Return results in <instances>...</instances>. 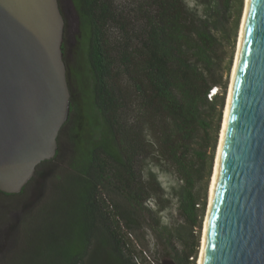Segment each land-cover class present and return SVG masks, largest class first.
I'll return each mask as SVG.
<instances>
[{
    "label": "trees",
    "instance_id": "trees-1",
    "mask_svg": "<svg viewBox=\"0 0 264 264\" xmlns=\"http://www.w3.org/2000/svg\"><path fill=\"white\" fill-rule=\"evenodd\" d=\"M199 1L204 15L185 0H142L137 31L110 0H73L86 34L77 82L88 101L61 129L56 157L20 194L33 182V196L42 193L74 122L70 171L50 186L42 209L0 234V264H142L132 233L145 219L165 247L161 264H196L243 8V0L236 14L237 0ZM163 167L174 176L169 186ZM163 213L178 222H164ZM30 225L34 233L23 234Z\"/></svg>",
    "mask_w": 264,
    "mask_h": 264
},
{
    "label": "water",
    "instance_id": "water-1",
    "mask_svg": "<svg viewBox=\"0 0 264 264\" xmlns=\"http://www.w3.org/2000/svg\"><path fill=\"white\" fill-rule=\"evenodd\" d=\"M59 0H0V191L56 157L71 115ZM204 264H264V0H252Z\"/></svg>",
    "mask_w": 264,
    "mask_h": 264
},
{
    "label": "rangeland",
    "instance_id": "rangeland-1",
    "mask_svg": "<svg viewBox=\"0 0 264 264\" xmlns=\"http://www.w3.org/2000/svg\"><path fill=\"white\" fill-rule=\"evenodd\" d=\"M110 1L114 5L115 10L120 15H122L127 20H129V22L135 28V30L139 31L142 28L143 22H142L141 16L137 12L139 10V6L142 0H110ZM244 1L245 0H243V8H244ZM60 2H61L62 12L65 18V37H64L65 55L64 57L66 59L65 61L70 66V70L73 73V75L72 74L69 75L71 89L74 93L73 103H72V112L70 115L71 119L73 120V118L76 116L75 111H77L78 113L80 108H83V106L88 101V98H86V95L84 94V92L81 91L80 89L81 87L78 85L79 83L77 82V80L79 81V77L81 73L79 68L83 69L82 67L83 54L82 53L86 45V34L84 30V27H85L84 23L82 22L75 8L73 0H60ZM185 2L190 8L196 9L199 11V14L204 15V6L201 1L185 0ZM238 2L239 1L237 0L234 4V7H235L234 14H236L237 9L239 7ZM243 8H242V14H243ZM242 14H241V18H242ZM240 22H241V19H240ZM239 27H240V24H239ZM120 34L121 32L118 29V27L111 24L109 27L110 39L111 40L114 38L117 39L120 36ZM238 35H239V30H238ZM237 42H238V36H237L236 46L234 49L231 69H232V65L234 62L235 53L237 50ZM227 51H229V49ZM230 78H231V70H230V74L228 75V88H229ZM212 92L214 93V91ZM220 92H221V89H220ZM227 94H228V89H227L226 96H225V102H226ZM78 115L76 117L77 119H79ZM223 115H224V109L222 113V120H223ZM73 125H74V122L72 123L69 122L66 125V128L64 129V131L62 132V140H63L64 147L66 148V150L68 149L67 154L65 157L58 159L57 161H55L54 163H52L50 166L47 167V170L48 169L50 170L51 168L52 170L51 172L49 171L50 172V177H48L49 179H47L46 182H43L44 189L42 190L41 194L39 193L38 196H33L34 191H35V186H36L35 182L31 183L27 187L26 191H24V193L22 194L19 193V194H16L15 196H5V195L0 194V234H7V230L10 228L11 224H14V222L17 220V216H20V218L23 219L25 218L26 215H28L29 217L30 214H35L37 213L38 210L42 209L45 201L47 200L49 196V192L51 189L50 186L53 184V182H57L58 177H62L64 176V174L70 171V161L72 157V152H73L72 149L74 148V143H72V141L70 140L69 133ZM221 125H222V121H221L220 127ZM219 134H220V130L218 133L217 140H219ZM214 161H215V158H214ZM212 173H213V170H212ZM160 174H161L162 182L166 186H169L171 178H174V176L170 174V171L166 167H163V169H160ZM209 183H210V180H209ZM208 189H209V185H208ZM167 193H168V197L166 196L165 198L171 201L170 208L172 210L171 209L170 210L173 211L174 218L178 219V216L176 214L177 200L171 196L169 191ZM150 206L153 207V204L150 203ZM207 207H208V190H207ZM206 212H207V208H206ZM168 215L169 214H166V213L161 214L164 222L172 223L173 220H171ZM205 217H206V213L204 214V217L202 220V227L200 230V246L198 250V256L196 258V264H197L200 249H201V236H202ZM177 222L178 220L173 222L172 224H175ZM148 224H149L148 220L146 219L143 220L141 227L138 229H135L134 232L132 233L133 234L132 239L134 240L136 244V255L138 256V258H141L143 260L142 264H158L159 262L161 264L164 259L163 257L165 254V251H164L165 247L163 246L162 241L149 229ZM18 229H19V226H18ZM17 231L14 230L13 233L11 234H16ZM22 233L23 234H33L34 230L32 226L30 225V227H28L26 231L25 232L23 231ZM175 245L177 246V248L181 247L178 241H175Z\"/></svg>",
    "mask_w": 264,
    "mask_h": 264
},
{
    "label": "bare ground",
    "instance_id": "bare-ground-1",
    "mask_svg": "<svg viewBox=\"0 0 264 264\" xmlns=\"http://www.w3.org/2000/svg\"><path fill=\"white\" fill-rule=\"evenodd\" d=\"M251 2L252 0L244 1L243 14H242L241 22H240V27H239L237 50L235 53V58H234V62H233L232 69H231V78H230V83H229V88H228V94L226 98L224 115H223V120H222V125H221V130H220V135H219V140H218V145H217V150H216V155H215L213 173H212L210 185H209L208 207H207L206 217H205V221L203 225V231H202V236H201V249H200L197 264H204V261H205L210 218H211L212 211L215 205V200H216L217 186H218L219 175H220V170H221V163L223 159L225 139H226L227 129L229 125L230 112H231V107H232L233 97H234L235 82H236V78L238 74V68H239V63H240V58H241V52H242Z\"/></svg>",
    "mask_w": 264,
    "mask_h": 264
},
{
    "label": "flooded vegetation",
    "instance_id": "flooded-vegetation-1",
    "mask_svg": "<svg viewBox=\"0 0 264 264\" xmlns=\"http://www.w3.org/2000/svg\"><path fill=\"white\" fill-rule=\"evenodd\" d=\"M59 3H60V7H61V2H60V0H59ZM61 10H62V8H61ZM63 50H64V55H65V42H64V45H63ZM1 192V191H0ZM1 193H3V192H1ZM3 194H5V193H3Z\"/></svg>",
    "mask_w": 264,
    "mask_h": 264
},
{
    "label": "built area",
    "instance_id": "built-area-1",
    "mask_svg": "<svg viewBox=\"0 0 264 264\" xmlns=\"http://www.w3.org/2000/svg\"><path fill=\"white\" fill-rule=\"evenodd\" d=\"M215 90H216V88L213 89V91H215ZM212 94H215V93L211 92V93L209 94V96L212 95Z\"/></svg>",
    "mask_w": 264,
    "mask_h": 264
}]
</instances>
